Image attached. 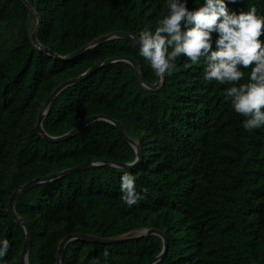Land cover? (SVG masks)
<instances>
[{"label": "trees", "instance_id": "1", "mask_svg": "<svg viewBox=\"0 0 264 264\" xmlns=\"http://www.w3.org/2000/svg\"><path fill=\"white\" fill-rule=\"evenodd\" d=\"M27 1L40 17L37 40L62 56L112 31L134 35L154 27L165 12L164 0ZM199 2L188 0L187 6ZM251 6L264 15V0L228 2L235 11ZM35 22L22 0H0V237L10 241L4 264H20L24 240L22 226L6 211L16 188L82 162L135 158L105 120L62 141L44 139L35 122L51 92L97 62L123 55L135 59L146 82L157 79L138 46L125 38L69 60L44 53L30 41ZM177 66L159 87L147 89L130 63L114 62L55 97L42 122L46 133L61 135L87 116L105 114L139 143L141 159L133 168L100 165L22 192L14 209L32 232L28 264H54L58 243L69 233L119 237L146 227L167 238L155 264H264V127L243 129L244 117L224 97L230 83L204 81L202 66L185 57ZM242 70L240 82H247L250 68ZM123 171L136 178L138 191L145 190L132 207L120 198ZM161 248L155 234L113 243L76 239L65 245L61 264H145Z\"/></svg>", "mask_w": 264, "mask_h": 264}, {"label": "clouds", "instance_id": "2", "mask_svg": "<svg viewBox=\"0 0 264 264\" xmlns=\"http://www.w3.org/2000/svg\"><path fill=\"white\" fill-rule=\"evenodd\" d=\"M228 2L200 0L189 8L188 0H164L163 16L154 27L148 24L138 30L134 43L137 54L161 78L174 73L177 60L185 57L191 65L202 66L204 81L230 83L224 97L244 117L243 129L252 131L264 127V41L259 39L264 15H258L255 6L230 10ZM249 68L247 82H240L245 75L242 69ZM136 162L129 160L127 167L133 168ZM135 180L129 171L119 176L120 198L128 207L138 204L145 191L137 190ZM9 247V239L0 237V264ZM108 255L105 250L103 256Z\"/></svg>", "mask_w": 264, "mask_h": 264}, {"label": "water", "instance_id": "3", "mask_svg": "<svg viewBox=\"0 0 264 264\" xmlns=\"http://www.w3.org/2000/svg\"><path fill=\"white\" fill-rule=\"evenodd\" d=\"M22 1L33 12V14L35 15V18H36L35 25L30 31L31 43L38 50H40L44 53H47V54H53L54 57L59 59V60H69L71 58H74L77 55L84 52L85 50L93 47L94 45L101 43V42H104L106 40H109L111 38H125V39H128V40L134 42V35L133 34H130L128 32H123V31H112L110 33L103 34V35L95 38L94 40L87 43L82 48H80L77 51L72 52L70 54L62 56V55H58L56 53H52V51L49 48H47L46 46H43L37 40V34L39 31V27H40L39 15L37 14L36 11H34V9L31 7L30 3L27 0H22ZM118 61L128 62L135 68V75H136L137 81L143 87H145L147 89H155L161 85L162 78L160 76H158L157 74H156L157 79L153 84H149L148 82H146L141 70L139 69L138 63L135 61V59L133 57L123 55V56H116V57L107 58L105 60H102V61L97 62L96 64L92 65L91 67H89L84 72H82V73H80V74H78V75H76L70 79L63 81L51 92V94L48 96V98L42 104V106L38 112L37 119L35 122L36 132L39 135H41L44 139H47L51 142H58V141H62V140H65V139H68V138L74 136L82 128H84L87 124H89L93 121L105 120V121L112 123L114 126H116L118 131L123 136L124 140H126L133 147L134 152H135V158L134 159L137 161L136 164L139 163L140 159H141V150H140L139 143L137 141H135L133 138H131L130 136H128L125 133V131L123 130L122 126L116 120H114L113 118H111L105 114H93V115L87 116L83 120H81L78 124H76L73 128H71L69 131H67L61 135H55V136L49 135L48 133H46V131L44 130V128L42 126L43 119L46 116L49 108L51 107L53 100L64 88H66L72 84L80 82L81 80L88 77L90 74H92L93 72H95L99 68H101L105 65L114 63V62H118ZM100 165L127 168V162L110 161V160H96V161H90V162L86 161V162H82V163H79L76 165H72L70 167L62 169L60 171H56V172L48 174L46 176L35 177L32 180L23 183L22 185H20L18 188H16L12 192V194L9 197L8 203H7L6 211L8 212L9 216L14 221H16L18 224H20L22 226V228L24 230V240H23L21 251H20V264H28L27 256H28V251L30 248L31 239H32V232H31V229H30L29 225L27 224V222L16 213V211L14 209L15 199L22 192H24L27 189L34 187L38 184L55 180L56 178H59L61 176L69 174L71 172H76L79 170L88 169V168H92V167H96V166H100ZM152 234L158 235L162 239V248H161V251L153 259L148 260L145 264H155L157 261H159L164 256V254L166 252L167 238H166L165 233L162 230H159V229L153 228V227L141 228L139 230H135V234H133V235H124V236H119V237H101V236L78 233V232L69 233V234L65 235L58 243L57 251H56V260H55L54 264H61L63 257H64V247L71 240L84 239L87 241L98 242V243H113V242H117V241L129 240V239L139 238V237L148 236V235H152Z\"/></svg>", "mask_w": 264, "mask_h": 264}]
</instances>
